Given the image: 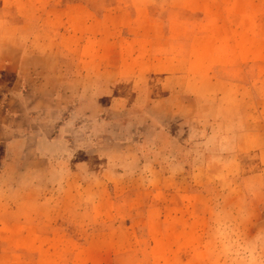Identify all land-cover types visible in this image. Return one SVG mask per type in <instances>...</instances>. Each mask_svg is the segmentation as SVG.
Returning <instances> with one entry per match:
<instances>
[{
    "label": "crops",
    "instance_id": "1",
    "mask_svg": "<svg viewBox=\"0 0 264 264\" xmlns=\"http://www.w3.org/2000/svg\"><path fill=\"white\" fill-rule=\"evenodd\" d=\"M74 52L80 58L63 65L67 85L116 83L132 111L172 121H151L153 137L116 141V162L102 161L89 178L63 173L57 157L39 168L22 111L0 105V264H162L163 248L180 255L183 241L164 235L161 204L139 201L135 173H147L146 193L168 195L182 173H249L253 158L264 165V0H0L7 103L32 96L25 83L56 77ZM156 81L169 91L151 97ZM139 98L144 107H132ZM142 229L149 257L139 253Z\"/></svg>",
    "mask_w": 264,
    "mask_h": 264
},
{
    "label": "rangeland",
    "instance_id": "2",
    "mask_svg": "<svg viewBox=\"0 0 264 264\" xmlns=\"http://www.w3.org/2000/svg\"><path fill=\"white\" fill-rule=\"evenodd\" d=\"M34 31L35 26L31 25L27 32ZM42 36L43 39L47 37ZM78 57V52L70 56L64 54L57 65L56 77L45 75L43 78L48 79L43 83L33 79L26 82L25 89L22 88L24 93L31 94L33 89L34 93L19 105L7 103L6 94L0 97V105L22 111L19 123L25 125L28 141L41 156L39 168L42 166L47 172L46 168L57 157L56 164L64 169L63 173H84L90 178L102 161L105 164L116 162V141L132 136L142 140L153 137L156 132L152 129L146 133L150 122H170L171 118L168 120V116L157 114L155 120L148 113L132 111L133 108L125 106L128 98L116 97V83L77 81L67 85L63 65ZM66 70L70 71V67ZM169 85L154 82L151 97L169 91ZM54 88L56 94L51 96ZM68 90L70 96L63 97ZM100 93L104 96L98 97ZM36 94L41 97H34ZM140 100L137 99L132 107H144L145 99L143 104ZM251 110L254 109L250 106ZM249 121L254 123L255 115H250ZM223 132L225 130H213L212 137L217 138ZM202 134L200 132L198 137ZM246 166L249 173H178L183 175L180 187L168 195L146 193L147 173H135L138 177L136 187L145 190L143 196L139 195V201L147 197L148 203L161 204L163 217L158 213L156 219L162 223L161 229H166L164 235L175 233L183 241L178 250L180 255L176 254V247L163 248L166 257L161 260L162 264H264V165L253 158L246 161ZM192 187L201 193L192 192ZM108 188L111 191V187ZM134 196L138 200V195ZM196 205H201L206 212L204 219L199 220ZM168 224L180 230H168ZM139 237V253L149 257L152 243L145 229Z\"/></svg>",
    "mask_w": 264,
    "mask_h": 264
}]
</instances>
